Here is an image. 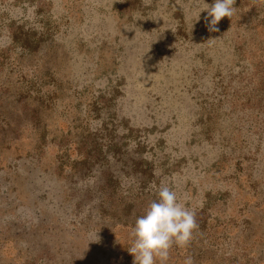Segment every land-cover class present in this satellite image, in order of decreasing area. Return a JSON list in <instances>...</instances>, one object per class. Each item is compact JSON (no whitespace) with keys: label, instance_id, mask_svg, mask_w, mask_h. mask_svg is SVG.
Instances as JSON below:
<instances>
[{"label":"rangeland","instance_id":"1","mask_svg":"<svg viewBox=\"0 0 264 264\" xmlns=\"http://www.w3.org/2000/svg\"><path fill=\"white\" fill-rule=\"evenodd\" d=\"M205 3L0 0V264H133L160 185L167 264H264V0Z\"/></svg>","mask_w":264,"mask_h":264},{"label":"clouds","instance_id":"2","mask_svg":"<svg viewBox=\"0 0 264 264\" xmlns=\"http://www.w3.org/2000/svg\"><path fill=\"white\" fill-rule=\"evenodd\" d=\"M234 4L235 0L205 3L196 20L200 18L201 11H206L204 19L209 31H218L216 26L220 20L232 17L236 8ZM197 228L195 212L178 199L171 187L160 185L156 189V199L148 204L132 226V243L127 250L134 258L133 264H156L157 259L160 264H167L173 245L186 247ZM183 264H194L193 258L186 256Z\"/></svg>","mask_w":264,"mask_h":264}]
</instances>
